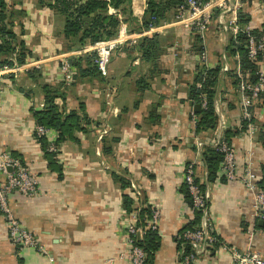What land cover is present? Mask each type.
<instances>
[{
  "label": "crops",
  "instance_id": "obj_1",
  "mask_svg": "<svg viewBox=\"0 0 264 264\" xmlns=\"http://www.w3.org/2000/svg\"><path fill=\"white\" fill-rule=\"evenodd\" d=\"M230 1L233 4L235 0ZM6 2L8 10H13L9 29L23 41L26 56L18 64L15 50L8 59L14 58L13 68L16 65L20 69L15 73L0 72V152L21 160L37 178L39 189L35 197L13 194L9 204L43 252L28 247L17 250L8 239L5 219L0 214V264H131L126 256L129 213L123 208L122 196L129 194L132 184L141 191L140 201L159 211L161 241L152 264H182L175 238L193 218L181 193L188 166L193 167L194 177L210 193L207 220L211 233L230 249H251L264 259V224L253 217L250 193L241 182L222 180L219 173L208 182L207 169L196 147L197 141L213 138L211 131L194 133L188 89L198 65L213 69L227 64V72L220 69L215 106L223 116L226 130L236 132L241 127V98L228 75L230 71L237 75L239 54L227 53L229 37L235 36L218 23L221 7L210 8L211 19L203 34L175 24L168 17L161 21L158 28L164 29L162 33L177 27L178 30L164 42L166 34H159L163 51L149 61L138 49L126 50L130 44L137 47L143 36L159 33L138 30L147 0H131L132 26L131 20L122 24L135 38L116 52L120 58L131 57L129 68L136 70L125 73L130 83L126 87L122 80L114 83L112 70L109 78L107 74L81 78L76 71L74 83L64 90L59 64L64 58L80 57L86 66L90 53L76 52L89 45L76 51L69 48L63 34L64 16L39 5L37 0ZM240 3L234 12L239 28L258 30L264 20V0ZM234 13H223L226 24ZM239 14L245 15L246 23L239 21ZM196 34L202 39L200 53L192 51ZM202 52L206 53L204 61L199 58ZM259 66L264 71V58ZM140 79L147 84L144 90L137 87ZM45 85L63 94L56 103L66 110H76L83 104L91 122L85 133L75 134L77 142L66 141L58 146L56 160L62 170L61 179L48 168L35 136L37 125L31 110L45 108ZM251 112L256 133L248 140L238 132L231 144L238 175L250 170L258 182L264 175V97ZM104 127L108 133L98 141V132ZM56 138L57 133L52 130L46 136L49 144H54ZM113 175L128 178L130 187L123 192ZM250 230L252 241L248 239ZM192 264H231V256L216 246Z\"/></svg>",
  "mask_w": 264,
  "mask_h": 264
},
{
  "label": "trees",
  "instance_id": "obj_2",
  "mask_svg": "<svg viewBox=\"0 0 264 264\" xmlns=\"http://www.w3.org/2000/svg\"><path fill=\"white\" fill-rule=\"evenodd\" d=\"M201 1L205 2L207 0ZM37 2L39 5L48 6L64 16V37L67 40H74L79 45V48L87 43L91 44L100 39H107L115 36L121 22L116 12H121V14L123 13L126 21L134 20L130 8L131 0H37ZM183 2L184 0H147L146 9L141 20L142 23L140 27H138V30L148 29L151 25H159L161 21L167 19L168 13L171 12V10H176L179 4ZM110 8L116 12H110ZM12 16L13 10H8L6 0H0V68H2L5 64L12 65L14 63L13 60L8 59V56L15 52V50V61L18 64L23 63L26 56L23 41L18 38L16 33L9 29L11 27L10 19ZM85 17H88V19L84 20ZM239 21L246 23L247 19L245 15L239 14ZM252 32L257 33L258 30H253ZM246 38V33L244 31H239L235 37H229L227 53L229 55H234L236 53L239 54L240 72L242 73L243 78H247L249 81L255 82L256 76L254 73L258 69V62L248 58L245 48ZM137 47L142 56L149 61H154L163 51L159 35L155 32L154 34L140 38L137 43ZM202 50V39L199 34H196L194 36L192 51L200 53ZM89 58L90 60H85L86 66H83L80 57L69 58L71 63L75 65L78 76L81 78L96 77L97 75H100L95 63L93 62L95 55L89 54ZM257 59L261 60L262 56L258 55ZM220 69V65L215 66L213 69H207L204 65H198L194 79L189 86L188 93L193 105H199L200 107L199 111L194 113L197 118L194 125L195 135H200L210 131L214 133L217 127L218 116L214 108V99ZM228 75L232 78L233 86L237 88L239 84L237 75L232 71L228 72ZM136 84L140 90H144L147 87L146 82L142 79L138 80ZM42 91L44 95L45 108L40 111L31 110L36 125L57 133V138L54 143L56 148L66 141L77 142L75 134L78 132L85 133L87 131V126L91 123L85 114L83 104L80 103L76 110H66L56 103V100L58 98H62L63 94H58L56 90L47 85L43 86ZM203 99L206 101L204 108L201 106ZM240 126L241 127L236 130V132L231 129L224 130L223 138L228 144L232 143V137L235 134L245 130L246 122L241 121ZM37 140L41 146L45 160L47 161L48 168L57 172L59 178L61 179L62 170L57 164V151H49L50 144L46 140V137H37ZM201 157L202 162L207 169V181L212 182L217 178L223 155L218 150L206 146L203 147L201 151ZM113 178L119 183L123 192L129 187L130 181L128 178L115 175H113ZM222 180H225L223 176ZM195 183L199 186L201 192L205 191V185L200 184L197 178H195ZM258 185L262 190H264V175L261 181H258ZM181 193L183 194L187 205L192 209L193 218L178 234V237H181L186 231H192L198 228L202 220V213L200 210L193 208L191 195L189 194L187 185L184 182L181 187ZM122 198L123 208L127 213H130L132 211L131 206L134 200L133 196L131 194L124 193ZM148 206L149 205L141 203V207L138 209L137 215V226L144 229V235L142 239L133 237V240L134 245L141 248L145 252V264H152L154 255L160 247L161 240L158 229L152 230V228H149L146 225V221L150 219L151 214V207ZM212 235L214 234L212 233ZM175 241L177 243V251L179 253L181 249L180 241L177 237L175 238ZM15 248L18 250L20 247L15 246ZM184 254H190V248L188 246L185 247ZM180 261H182L181 258Z\"/></svg>",
  "mask_w": 264,
  "mask_h": 264
},
{
  "label": "built area",
  "instance_id": "obj_3",
  "mask_svg": "<svg viewBox=\"0 0 264 264\" xmlns=\"http://www.w3.org/2000/svg\"><path fill=\"white\" fill-rule=\"evenodd\" d=\"M219 6L222 8V12L218 16V23L223 25L225 30L231 31L233 36L239 31L246 33V52L250 60L258 62V69L255 71V82L249 81L247 78H243L240 72V66L238 68L237 77L239 84L236 88L240 94V108L242 110V121L246 122V128L242 132L248 140L253 137L257 131V124L254 121L251 109L260 100L261 96H264V71L261 70L259 64L264 58V20L262 21L258 32L253 33V29L246 26L244 29L239 28L237 15L235 9L241 6L240 0H235L233 4L230 0H207L202 2L201 0H184L179 4L176 11L177 20L175 24H183V26L189 29L195 28V31L203 34L209 21L211 19L210 8L213 6ZM227 10L233 11V16L226 24L223 19V13ZM158 27L154 25L149 26L148 31L158 30ZM126 28L124 25H120L118 32L115 36L102 41H96L93 45L83 48L82 51H95L94 63L97 70L102 76L107 74V64L112 58V52L120 48L126 41L133 40L131 36L125 35ZM261 55L262 59L258 60L257 56ZM201 61L206 58V53L202 52L199 56ZM14 61V58H12ZM19 66L3 65L0 68V72L3 74L15 73ZM221 71L227 72L228 66L223 64ZM59 73L62 81L67 84L73 82L75 75V68L69 64L67 60H62L59 64ZM206 105L205 99L202 101V108ZM215 112L218 116L217 127L213 133V138L209 141L199 140L196 142V147L199 152L203 147H211L218 150L223 155L222 162L219 166V174L224 177L227 182H241L246 190L250 193L253 201V217L256 221L264 223V190H262L257 182L256 176L252 171L247 170L242 176L238 175L235 149L232 144H228L223 138V132L225 130V122L223 116L219 113L215 106ZM192 123L195 125L197 118L194 112L191 113ZM51 130L41 126H37L35 129L36 137H46ZM108 133V128L104 127L98 132V141ZM49 151L56 152L57 148L54 144L49 145ZM184 183L187 185L189 194L192 198L193 208L200 210L202 213L201 224L198 228L192 231H186L181 237L177 236L180 241L179 258L182 259V264H192L196 259L205 253L212 251L216 245L227 251L231 256V264H264V259L257 251L251 249L245 252H239L237 249H230L228 246L219 242L216 236L212 235L211 227L208 223L207 217L209 212V200L210 193L208 189L201 192L199 186L195 183L194 170L192 166H188L185 169ZM38 181L37 178L32 176L26 166L18 158H14L8 152H0V214L5 219V227L8 239L11 244L20 248H32L42 251V248L33 236V234L23 226V224L17 219L13 213L9 204L10 197L13 194H19L27 198L35 197L38 193ZM132 196L137 198L141 195L140 191L131 185ZM138 215V213H137ZM137 215L134 216L133 222L127 226V245L128 256L131 264H145L146 254L145 252L134 245L133 237L142 239L144 235V229L137 226ZM159 211L157 208L151 209L150 219L146 221V225L152 230L158 229ZM248 233L249 241L253 240V230ZM250 245V243H249ZM190 248V254L185 255V247Z\"/></svg>",
  "mask_w": 264,
  "mask_h": 264
},
{
  "label": "rangeland",
  "instance_id": "obj_4",
  "mask_svg": "<svg viewBox=\"0 0 264 264\" xmlns=\"http://www.w3.org/2000/svg\"><path fill=\"white\" fill-rule=\"evenodd\" d=\"M109 11L110 12H116L115 10H113L112 8H110L109 9ZM116 14L119 16V18H120V20H121V22H120V25H124V24H122L123 22H125L126 20L124 19L125 18V15H123V13L121 14V12L120 13H117L116 12ZM176 14H177V11L176 10H171V12H169L168 13V19L169 20H171L172 22H175L176 20H177V17H176ZM132 21L133 20H131L130 21V25L132 26ZM119 25V26H120ZM160 25V24H159ZM155 27H158V25L157 26H155ZM119 29V28H118ZM193 29V31H195V28H192ZM175 30H178V27H177V29L176 28H172V29H168L167 30V32L165 33L166 34V36L165 37H163L162 38V42H164V41H166V40H168L169 39V37H168V35L170 34V33H172L173 31H175ZM157 31H159V33H157L158 35L159 34H164V33H162L163 31H164V29H162V30H157ZM118 32V31H117ZM165 32V31H164ZM196 32V31H195ZM156 33V32H155ZM117 34V33H116ZM152 34H154V33H152ZM164 34V35H165ZM125 35H128V36H131L132 37V34H129V31L127 30V28H126V34ZM133 38H135V37H133ZM137 38V37H136ZM107 39H109V38H107ZM102 40H105V39H100V40H98V41H102ZM138 40V39H137ZM68 42H66L67 43V46H70L71 47V49H74L75 51H76V49H79V45L73 40H67ZM129 41V40H128ZM128 41H126V42H128ZM161 41V40H160ZM125 42V43H126ZM131 42V41H130ZM95 43V42H94ZM94 43H91V44H85V45H89V46H91V45H93ZM124 43V44H125ZM123 44V45H124ZM122 45V46H123ZM82 47H85L84 45L82 46ZM121 48V47H120ZM120 48H118L117 50H114L111 54H112V56H113V58L114 59H110V61H109V63L107 64V75H108V78L110 77V70H112L113 71V79H111V80H113L114 81V83H117L118 82V80H122V86L123 87H126V85L128 84V83H130V79L128 78V77H126L127 75H125V73H126V71L128 70V69H130L131 71L133 70V71H135L136 69H132L131 68V66H130V68H129V64H130V59H131V57H129V56H127L126 58H120L118 55H116V52L120 49ZM127 49L126 50H133V49H138V47H136V44H130V45H128L127 47H126ZM83 49H81V50H79L78 52H76V53H81V51H82ZM138 52H140L139 51V49H138ZM90 54H94L95 55V51L93 50V51H90L89 52ZM63 60H67L68 62H69V64H71V65H73L72 63H71V61L69 60V58L68 59H66V58H64ZM94 62V61H93ZM74 66V68H75V65H73ZM77 71V69L75 68V72ZM77 73V72H76ZM76 73H75V75H74V77H73V82L72 83H70V84H67L65 81H63L62 82V84H63V88H64V90H67V88L68 87H70L73 83H74V81H75V77H76ZM129 187H130V184H129ZM128 193L129 194H132V189L130 188V191H128ZM140 193H141V191H140ZM141 197V196H140ZM140 197H137V198H134V200H133V203H132V211L129 213V215H128V220H129V223H128V225H130L132 222H133V219H134V216H136L137 215V213H138V209H140V207H141V201H140ZM143 197V196H142ZM141 197V198H142ZM149 207V206H148ZM153 207H151L150 209H152ZM127 256H128V254H127Z\"/></svg>",
  "mask_w": 264,
  "mask_h": 264
},
{
  "label": "water",
  "instance_id": "obj_5",
  "mask_svg": "<svg viewBox=\"0 0 264 264\" xmlns=\"http://www.w3.org/2000/svg\"><path fill=\"white\" fill-rule=\"evenodd\" d=\"M87 19H88V17H85V18H84V20H87ZM188 99H189V101H190V104H189V105L192 107L193 112H194V113L198 112V111H199V108H200L199 105H193V103H192V101H191V99H190V96L188 97ZM259 224H260V225H263L264 223L259 222Z\"/></svg>",
  "mask_w": 264,
  "mask_h": 264
}]
</instances>
